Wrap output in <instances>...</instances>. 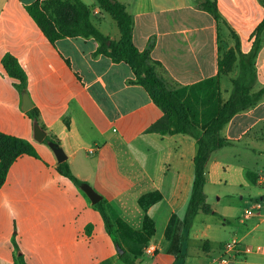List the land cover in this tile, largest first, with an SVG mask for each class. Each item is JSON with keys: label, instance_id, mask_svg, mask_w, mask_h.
I'll return each instance as SVG.
<instances>
[{"label": "crops", "instance_id": "0c3cea01", "mask_svg": "<svg viewBox=\"0 0 264 264\" xmlns=\"http://www.w3.org/2000/svg\"><path fill=\"white\" fill-rule=\"evenodd\" d=\"M37 1L46 0H0V132L28 140L39 154L19 158L0 188V264H128L84 185L57 171L61 162L56 146L43 145L51 135L61 141L58 147L74 175L120 215L117 199L123 188L106 161L105 147L113 139L124 142L162 194L146 212L155 223L156 234L149 243L155 245V255L130 257L133 264H218L216 258L233 238L264 246V97L224 128L223 135L234 144L213 153L207 164L205 193L213 213H199L183 239L196 141L151 132L164 112L142 86L131 83L130 66L96 55L99 44L93 38L50 43L26 10ZM118 1L133 16L135 45L149 51L159 76L173 90L217 77L222 54L235 48L233 33L240 52L249 55L264 20L260 0H209L216 3L220 21L201 7L205 0ZM104 14L98 6L93 9L95 24L111 40H119L115 21V32L103 29ZM7 54L24 68L27 93L21 94L5 72L2 60ZM255 69V81L244 74L247 85L254 82L251 93L264 89V34ZM240 70L238 60L232 72L220 78L223 101L233 94L232 81ZM24 95L31 109L40 111L46 128L42 141L35 123L26 118L31 109H24ZM255 202H261L262 209L246 218ZM173 215L177 220L167 237ZM236 264H264V254L248 255Z\"/></svg>", "mask_w": 264, "mask_h": 264}, {"label": "trees", "instance_id": "16d2710c", "mask_svg": "<svg viewBox=\"0 0 264 264\" xmlns=\"http://www.w3.org/2000/svg\"><path fill=\"white\" fill-rule=\"evenodd\" d=\"M260 2L264 7V0ZM97 6L117 23L120 30L119 40H111L95 24L93 9ZM201 7L216 20H222L215 2L205 0ZM26 10L50 43L54 44L66 38H93L99 44L96 55H104L114 63H127L134 74L131 83L142 86L153 103L164 112V118L151 126V132L163 135L180 134L196 141L195 179L183 221V239H186L199 213H213L205 193L207 164L213 153L234 144L223 135L224 128L237 114L252 109L264 97V89L251 93L254 82L247 85L244 78V74H248L255 81V59L260 37L264 34V20L255 31L256 41L249 55L240 52V41L233 33L235 48L222 54L217 77L173 90L159 76L158 63L151 58L149 51H140L135 45L133 16L120 1L95 0L93 6H88L82 0H46L31 4ZM238 60L241 69L239 78L232 81L234 91L229 100L223 101L220 78L229 75ZM2 65L7 75L15 81L17 90L21 94L27 93V74L18 59L7 54ZM26 116L41 132L46 131L41 125L40 111L37 108L31 109ZM64 124L70 129L68 122ZM45 141L56 147L61 145V141L52 135L47 136ZM105 150L107 164L123 188V194L117 199L122 215L105 200L97 203L95 208L103 216L121 259L133 264L128 259L142 256L144 248L156 234L155 223L146 212L162 200V194L153 186L120 138L113 139ZM23 156L39 158L31 142L0 132V188L6 183L11 166ZM57 171L72 182L85 185L74 175L68 160L61 162ZM176 220L177 217L173 215L166 231L167 237H170Z\"/></svg>", "mask_w": 264, "mask_h": 264}, {"label": "built area", "instance_id": "2783aa9c", "mask_svg": "<svg viewBox=\"0 0 264 264\" xmlns=\"http://www.w3.org/2000/svg\"><path fill=\"white\" fill-rule=\"evenodd\" d=\"M93 152V151H91ZM262 209L261 202H255L246 210L245 217L250 218L259 213ZM147 255L154 256L156 247L150 244L144 248ZM252 254H264V246L245 245L242 241L233 238L225 244L224 252L216 258L218 264H236L238 260Z\"/></svg>", "mask_w": 264, "mask_h": 264}, {"label": "water", "instance_id": "95a60500", "mask_svg": "<svg viewBox=\"0 0 264 264\" xmlns=\"http://www.w3.org/2000/svg\"><path fill=\"white\" fill-rule=\"evenodd\" d=\"M24 104H25L24 109L26 111H28L32 108V104H31L30 99L27 95H24ZM36 133H37V137L40 141H42L45 138V134L43 132H41L39 130V128H36ZM55 151L59 157V161L64 162L66 160V155L64 154V152L59 147H56ZM83 189L86 191V193L89 195V197L92 199V201L95 205L102 200V197L97 192H95L93 190V188L90 187L88 184H85L83 186Z\"/></svg>", "mask_w": 264, "mask_h": 264}, {"label": "rangeland", "instance_id": "374dc122", "mask_svg": "<svg viewBox=\"0 0 264 264\" xmlns=\"http://www.w3.org/2000/svg\"><path fill=\"white\" fill-rule=\"evenodd\" d=\"M104 18H106L107 21L103 23V25H102L103 29L105 31L108 30L109 32H115L116 31V23L114 22V20L107 14H104ZM94 21H96L95 18H94ZM43 145L50 146L51 143H49L48 141H45V142L43 141ZM89 155H91V154H89ZM97 155H99V153Z\"/></svg>", "mask_w": 264, "mask_h": 264}]
</instances>
